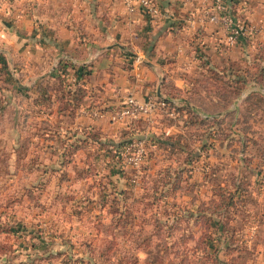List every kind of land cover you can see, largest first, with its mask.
<instances>
[{
  "label": "rangeland",
  "instance_id": "374dc122",
  "mask_svg": "<svg viewBox=\"0 0 264 264\" xmlns=\"http://www.w3.org/2000/svg\"><path fill=\"white\" fill-rule=\"evenodd\" d=\"M240 23L242 50L220 24L215 49L228 60L181 76V91L163 85L214 120L166 104L147 118H110L111 135L71 136L67 122H48L33 75H14L0 57L10 70L0 65V264H253L264 247V26ZM131 133L143 141L138 166L109 147Z\"/></svg>",
  "mask_w": 264,
  "mask_h": 264
},
{
  "label": "crops",
  "instance_id": "0c3cea01",
  "mask_svg": "<svg viewBox=\"0 0 264 264\" xmlns=\"http://www.w3.org/2000/svg\"><path fill=\"white\" fill-rule=\"evenodd\" d=\"M153 1L160 10L156 19L142 8L130 12L123 0H4L0 3V57L13 61L9 63L14 75L32 74L33 85L42 82L44 75L56 82L60 58L76 64L91 62L84 78L78 66L67 68L68 84L84 88L87 95L76 111L57 115L67 122L65 131L93 128L101 135L114 134L111 111L125 95L157 98L163 95L166 82L183 90L187 83L181 76L205 71L206 59L217 66L215 61L223 63L231 55L215 49L225 38L220 23L210 20L216 0ZM234 4L238 21L264 26V0H234ZM248 40L239 36L241 50ZM137 56L142 62L135 69ZM158 122H150L151 131H158L160 127L154 126ZM171 128L163 124L160 130L168 134ZM259 246L253 264H264V247Z\"/></svg>",
  "mask_w": 264,
  "mask_h": 264
},
{
  "label": "trees",
  "instance_id": "16d2710c",
  "mask_svg": "<svg viewBox=\"0 0 264 264\" xmlns=\"http://www.w3.org/2000/svg\"><path fill=\"white\" fill-rule=\"evenodd\" d=\"M227 3V13L232 16L234 18L235 13L237 12L234 9V0H226ZM258 58L257 56L254 57V59ZM206 59V58H205ZM204 65L206 66V70L205 71H211L212 69H214L213 67L215 66L214 64H211V62H209L208 59L203 61ZM9 64V63H8ZM0 65L2 67L3 70L5 71H10L7 65V61L1 60L0 61ZM91 65V62H85L84 60L79 62L78 64H76L75 62H73L70 58H60L58 63H57V69H59V72L62 71L61 73L58 72L57 76L55 77V80H57L56 86L52 89L48 88L47 86H43L42 82H38L36 85H33V90L36 92L35 98H33V104L35 106V108L37 109V112L42 113V108H45L46 111L45 112V119L52 123L51 120L54 118L55 120H59V122H61V120L59 119L57 114L60 113H64V112H74L76 111V109H78L81 104L82 101L84 99V97L87 95V92L84 88H74L72 86H70V84H68V78H67V68L71 67L72 69L76 66H78L79 71L81 72L79 74L80 77H86L88 75V69L86 71H84V69L89 68V66ZM222 69V68H220ZM264 70H262L263 72ZM11 73H13V70H11ZM167 83V82H166ZM164 83V84H166ZM18 84V83H17ZM163 84V85H164ZM170 86V85H169ZM18 88H21V85L18 86ZM171 88L173 90H177V91H181V89L176 88L175 86H171ZM261 92V91H260ZM257 92V93H260ZM254 94V95H258V94ZM261 95H264L262 93H260ZM179 97V98H178ZM159 99H162L165 101V103H168L170 107H172L173 109H175V111L177 113H185V112H193L194 116L196 118H198L199 120H203V121H208V120H214L217 116L213 115V114H205L206 116H202L200 113H197L195 111V108L192 106V104L184 97H180V96H159ZM174 100H177V102L175 103ZM196 113H195V112ZM38 113V114H40ZM204 114V113H203ZM57 115V117L55 116ZM41 119V118H40ZM43 119V118H42ZM71 134V136L77 135V134H83L86 135L87 137L90 136H101V133L98 132L97 130H94L93 128H81L78 130H66L65 133L67 134ZM141 133V132H140ZM143 133V132H142ZM142 133L140 135H142ZM164 133V132H161ZM177 134H165L164 133V138L163 141L164 143H166L167 145H172L173 142L171 141L172 137ZM129 138L123 142H111L109 140V142L112 143L111 146L115 147V150L119 151L120 149L128 146L129 144H131L134 141V135L131 133V135L128 136ZM141 137V136H140ZM139 137V138H140ZM151 140V145H156L158 142L155 141L153 139ZM156 140V139H155ZM114 150V151H115Z\"/></svg>",
  "mask_w": 264,
  "mask_h": 264
},
{
  "label": "built area",
  "instance_id": "2783aa9c",
  "mask_svg": "<svg viewBox=\"0 0 264 264\" xmlns=\"http://www.w3.org/2000/svg\"><path fill=\"white\" fill-rule=\"evenodd\" d=\"M4 0H0V3ZM123 3L130 12L135 11L137 8H142L147 11V13L156 19L160 15V10L156 6L153 0H123ZM217 7L210 20L218 21L222 24L224 31L227 34V39L230 43L237 41L240 35H245L246 26L236 18H233L227 13V5L223 0H216ZM135 69L138 68V63L142 60L139 56L135 58ZM166 104L164 100L159 98H150L148 100H140L134 96L128 95L125 98V102L122 106L118 108L115 113L111 114L112 121L123 120V119H139L144 117H149L153 112L157 111L159 108H165ZM143 141L132 142L124 148L123 154L126 158L128 164L132 166H138L143 157V146L141 144Z\"/></svg>",
  "mask_w": 264,
  "mask_h": 264
}]
</instances>
